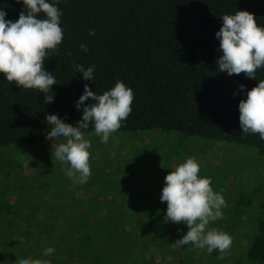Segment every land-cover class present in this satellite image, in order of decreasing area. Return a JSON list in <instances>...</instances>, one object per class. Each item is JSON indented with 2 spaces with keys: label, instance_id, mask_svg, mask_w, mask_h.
<instances>
[{
  "label": "trees",
  "instance_id": "1",
  "mask_svg": "<svg viewBox=\"0 0 264 264\" xmlns=\"http://www.w3.org/2000/svg\"><path fill=\"white\" fill-rule=\"evenodd\" d=\"M56 6L63 41L45 59V70L57 79L50 93L54 100L45 104L43 93L10 84L0 73V151L52 141L46 139L52 127L46 121L49 114L78 126L83 108L93 103L89 98L76 107L85 84L102 95L121 81L133 90L134 101L118 131L175 132L253 147L264 157V140L243 133L239 121V103L264 80V68L252 79L229 76L216 63L222 55L216 37L222 16L246 10L264 27V0H59ZM0 10L15 22L25 6L22 0H0ZM81 44L89 50L82 51ZM75 65L95 66L93 81L83 79ZM82 131L93 132L94 123ZM100 204L95 199L80 212L68 213L63 231L51 225L50 239L59 246L52 264H164L166 248L187 233L169 227L154 209L127 213ZM201 256L220 253L205 248ZM190 261L191 244L183 245L175 264ZM246 261L264 264V219L250 239Z\"/></svg>",
  "mask_w": 264,
  "mask_h": 264
},
{
  "label": "rangeland",
  "instance_id": "2",
  "mask_svg": "<svg viewBox=\"0 0 264 264\" xmlns=\"http://www.w3.org/2000/svg\"><path fill=\"white\" fill-rule=\"evenodd\" d=\"M84 135L91 142L92 172L84 184L65 175L63 169L70 165L53 161L52 150L63 139L1 149L0 264H16L19 259L44 262L42 258L44 264H52L59 246L50 239L51 225L63 231L65 216L95 199L101 202L98 207L106 203L127 213L154 209L166 220L167 203L161 202L165 177L188 158L196 159L200 177L209 178L227 204L223 219L208 227L232 237L223 259L201 256L203 249L191 244L189 264H252L246 261L250 239L264 219V157L257 149L175 132L117 131L107 143L94 131ZM167 222L189 231L186 224ZM176 242L162 254L167 258L164 264L176 263L183 248ZM48 249L52 251L46 255Z\"/></svg>",
  "mask_w": 264,
  "mask_h": 264
},
{
  "label": "clouds",
  "instance_id": "3",
  "mask_svg": "<svg viewBox=\"0 0 264 264\" xmlns=\"http://www.w3.org/2000/svg\"><path fill=\"white\" fill-rule=\"evenodd\" d=\"M21 0H17L20 3ZM25 11L15 22L6 20L7 13L0 10V73L7 82L16 84L23 90L35 89L44 94V103L54 100L52 86L56 77L45 70V59L50 53H57L63 41L61 11L48 0H22ZM43 14L44 18H41ZM223 24L216 33L220 41L222 55L216 61L218 71L229 76L244 74L256 79L257 70L264 68V27L258 25L253 13L239 10L234 15L222 16ZM95 35V31H90ZM82 51L89 49L81 44ZM71 55V53H67ZM75 70L83 74V79H94L95 66L85 68L75 65ZM243 90L245 85L241 84ZM93 101L83 108V117L78 126L65 123L58 114H49L46 121L51 125L46 139H63L52 150L53 161L70 165L63 169L65 175L79 184L87 183L92 172L90 166L91 142L84 132L94 123V132L107 143L110 135L117 132L123 121L132 112L134 92L124 82L102 95H97L85 84L84 94L76 102L79 110L85 101ZM239 121L245 134H258L264 140V80L247 92V98L239 103ZM53 149V144H52ZM200 165L195 158L175 167L166 177L162 189L161 202L167 203L166 221L186 224L189 231L176 243L192 244L196 248L220 253V259L230 250L232 237L215 228L210 222L223 219L222 208L227 207L224 197L215 192L209 178H201ZM52 249L46 251V255ZM16 264H44L40 260L19 259Z\"/></svg>",
  "mask_w": 264,
  "mask_h": 264
}]
</instances>
